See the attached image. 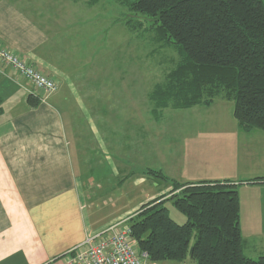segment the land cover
Segmentation results:
<instances>
[{"label": "crops", "instance_id": "crops-1", "mask_svg": "<svg viewBox=\"0 0 264 264\" xmlns=\"http://www.w3.org/2000/svg\"><path fill=\"white\" fill-rule=\"evenodd\" d=\"M54 1L0 0V47L58 84L43 101L42 92L0 63V264H66L70 250L101 226L89 221L86 191L63 116L68 92L76 89L73 77L91 78L80 70L85 60L79 69L72 66L74 57L88 56L93 62L101 29H96L95 19L80 18L78 7L84 0L66 5L63 0L56 9ZM30 96L39 100L37 107L29 104ZM209 135L204 138L216 141L215 161L207 155L196 168L187 165L175 181L243 183L240 227L245 255L254 259L249 254L254 249L248 248L252 236L245 233H255L254 240L264 246V133L243 132L235 121ZM208 151L209 146L204 153Z\"/></svg>", "mask_w": 264, "mask_h": 264}, {"label": "rangeland", "instance_id": "rangeland-1", "mask_svg": "<svg viewBox=\"0 0 264 264\" xmlns=\"http://www.w3.org/2000/svg\"><path fill=\"white\" fill-rule=\"evenodd\" d=\"M61 1H54L55 9ZM86 1L78 7L80 18L83 22L95 19L96 29H101L97 40L101 46L92 63L88 56L74 57L77 63L71 65L78 68L85 60L80 70L91 78L73 77L76 89L68 92L70 103L63 107V116L73 142L75 168L86 191L89 221L101 225L90 233L95 234L125 223L142 205L170 191L169 183L147 175V171L162 170L170 179L180 180L187 165L196 168L207 155L206 159L215 161L216 141L204 137L229 129L236 120L234 102L222 97L209 108L168 109L161 121L154 120L148 94L180 61L178 50L159 48L152 21L131 12L133 0H96L99 3L94 6ZM165 207L176 223L187 222L171 201ZM252 234L245 233L252 236L248 248L254 251L249 254L258 259L264 256V246L260 247ZM196 235L195 231L191 245ZM185 264L196 263L188 259Z\"/></svg>", "mask_w": 264, "mask_h": 264}, {"label": "trees", "instance_id": "trees-1", "mask_svg": "<svg viewBox=\"0 0 264 264\" xmlns=\"http://www.w3.org/2000/svg\"><path fill=\"white\" fill-rule=\"evenodd\" d=\"M129 7L152 21L159 48H175L181 56L148 94L154 120L161 121L168 109L209 108L222 97L234 102L241 131L264 133V0H133ZM28 102L37 107L39 100L30 96ZM146 174L171 185L127 221L138 248L151 261L264 264V256L245 255L239 200L243 183H180L162 171ZM168 201L186 215L185 224L170 218Z\"/></svg>", "mask_w": 264, "mask_h": 264}, {"label": "built area", "instance_id": "built-area-1", "mask_svg": "<svg viewBox=\"0 0 264 264\" xmlns=\"http://www.w3.org/2000/svg\"><path fill=\"white\" fill-rule=\"evenodd\" d=\"M0 63L14 70L35 90L42 92L43 101L58 90L55 80L21 59L14 51L0 47ZM127 221L87 236L70 250L66 264H156L147 252L138 248Z\"/></svg>", "mask_w": 264, "mask_h": 264}]
</instances>
